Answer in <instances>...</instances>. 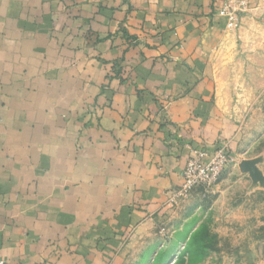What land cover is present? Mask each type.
I'll return each mask as SVG.
<instances>
[{
    "label": "crops",
    "instance_id": "1",
    "mask_svg": "<svg viewBox=\"0 0 264 264\" xmlns=\"http://www.w3.org/2000/svg\"><path fill=\"white\" fill-rule=\"evenodd\" d=\"M224 3L0 0L4 264H124L189 159L245 153L214 71Z\"/></svg>",
    "mask_w": 264,
    "mask_h": 264
},
{
    "label": "rangeland",
    "instance_id": "2",
    "mask_svg": "<svg viewBox=\"0 0 264 264\" xmlns=\"http://www.w3.org/2000/svg\"><path fill=\"white\" fill-rule=\"evenodd\" d=\"M237 13L238 27L226 23L224 53L213 63L245 153L224 171V192L217 185L206 198L195 194L171 205L133 235L124 264H264V0Z\"/></svg>",
    "mask_w": 264,
    "mask_h": 264
},
{
    "label": "built area",
    "instance_id": "3",
    "mask_svg": "<svg viewBox=\"0 0 264 264\" xmlns=\"http://www.w3.org/2000/svg\"><path fill=\"white\" fill-rule=\"evenodd\" d=\"M255 0H228L219 14L227 18V28L238 27V11H244ZM234 162V157L227 147H220L214 152H198L188 160L182 173L183 184L169 200L170 205L192 198L195 194L206 198L219 183L226 168ZM0 264H4L0 260Z\"/></svg>",
    "mask_w": 264,
    "mask_h": 264
},
{
    "label": "water",
    "instance_id": "4",
    "mask_svg": "<svg viewBox=\"0 0 264 264\" xmlns=\"http://www.w3.org/2000/svg\"><path fill=\"white\" fill-rule=\"evenodd\" d=\"M247 166H248V165H247ZM247 166H246V167H247Z\"/></svg>",
    "mask_w": 264,
    "mask_h": 264
}]
</instances>
